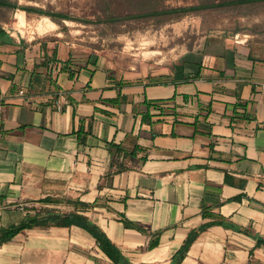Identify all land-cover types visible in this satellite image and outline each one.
I'll list each match as a JSON object with an SVG mask.
<instances>
[{"label": "crops", "instance_id": "obj_1", "mask_svg": "<svg viewBox=\"0 0 264 264\" xmlns=\"http://www.w3.org/2000/svg\"><path fill=\"white\" fill-rule=\"evenodd\" d=\"M257 56L245 40L214 39L170 65L77 67L0 22V228L77 212L133 264H174L207 224L178 264H264V245L238 231L264 240ZM0 264L114 263L85 229L39 223L0 244Z\"/></svg>", "mask_w": 264, "mask_h": 264}, {"label": "rangeland", "instance_id": "obj_2", "mask_svg": "<svg viewBox=\"0 0 264 264\" xmlns=\"http://www.w3.org/2000/svg\"><path fill=\"white\" fill-rule=\"evenodd\" d=\"M6 1L11 5L0 6V22L7 24L12 36L77 67L120 57L129 63L140 58L167 65L178 51L214 39L245 40L253 53L264 57V1L242 5L227 0ZM205 3L216 6L185 14L128 17ZM27 7L42 13L25 11Z\"/></svg>", "mask_w": 264, "mask_h": 264}, {"label": "trees", "instance_id": "obj_3", "mask_svg": "<svg viewBox=\"0 0 264 264\" xmlns=\"http://www.w3.org/2000/svg\"><path fill=\"white\" fill-rule=\"evenodd\" d=\"M264 0H227V4H248V3H255L261 2ZM11 4L6 0H0V6H10ZM216 4L212 3H205L201 5H193L188 7H176V8H169L164 10H150L147 12H139L134 15L128 16L129 18H139V17H146V16H158V15H168V14H185L188 12L198 11L201 9L214 7ZM12 7H15L14 5ZM25 11H37L42 13V11L34 9V8H25ZM253 53V52H252ZM258 61L264 62V57L257 56ZM66 64V63H65ZM67 68L66 65L63 66ZM70 75H72L70 73ZM39 223H51L58 226H70L76 225L85 229L88 233H90L96 240V243L100 250L114 263V264H133L129 261V259L123 255L121 250L108 238V236L95 224L93 223L88 217L83 214L77 212H69L65 214L52 212L51 214H47L46 216H37L31 218L28 221H23L18 225H11L6 228H0V244L10 240L14 235H16L21 230L31 227L33 225H37ZM207 224L201 226L196 231H191L188 236L186 237L183 245L181 248L176 252L174 255V264H178L182 257L184 256L185 252L189 248L192 241L196 238L198 233L205 229ZM238 231L243 232L247 235L252 236L256 240V245L261 246L264 245V240L254 234L250 228L245 229H238Z\"/></svg>", "mask_w": 264, "mask_h": 264}, {"label": "built area", "instance_id": "obj_4", "mask_svg": "<svg viewBox=\"0 0 264 264\" xmlns=\"http://www.w3.org/2000/svg\"><path fill=\"white\" fill-rule=\"evenodd\" d=\"M56 66L59 68V65H56ZM56 66H54V67H56ZM262 86L264 87V84H262ZM23 93H24L23 90H20V91H19V94H23ZM57 107L60 108L61 105H58Z\"/></svg>", "mask_w": 264, "mask_h": 264}, {"label": "bare ground", "instance_id": "obj_5", "mask_svg": "<svg viewBox=\"0 0 264 264\" xmlns=\"http://www.w3.org/2000/svg\"><path fill=\"white\" fill-rule=\"evenodd\" d=\"M20 18H21L20 20H21V22H22V19H23V17H22V16H20Z\"/></svg>", "mask_w": 264, "mask_h": 264}]
</instances>
